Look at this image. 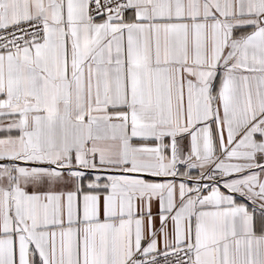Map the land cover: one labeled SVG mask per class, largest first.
<instances>
[{
	"label": "snow or ice",
	"instance_id": "1",
	"mask_svg": "<svg viewBox=\"0 0 264 264\" xmlns=\"http://www.w3.org/2000/svg\"><path fill=\"white\" fill-rule=\"evenodd\" d=\"M0 264H264V0H0Z\"/></svg>",
	"mask_w": 264,
	"mask_h": 264
}]
</instances>
